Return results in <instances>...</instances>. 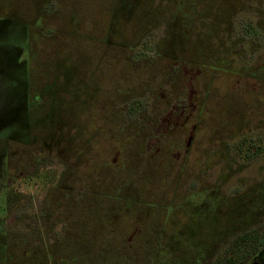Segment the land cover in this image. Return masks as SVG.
Returning a JSON list of instances; mask_svg holds the SVG:
<instances>
[{"label": "rangeland", "instance_id": "1", "mask_svg": "<svg viewBox=\"0 0 264 264\" xmlns=\"http://www.w3.org/2000/svg\"><path fill=\"white\" fill-rule=\"evenodd\" d=\"M55 1L63 12L53 23L34 13L0 22V169L6 149L9 174L0 219L13 235L0 237V264H207V250L224 231L223 211L238 202L225 193L248 187L264 193V157L237 155L240 140L258 137L259 118L264 128V0ZM31 4L0 0V17ZM22 48L30 70H38L31 77L49 75L40 105L56 111V119L41 117L44 136L81 156L76 170L87 176L86 191L75 200L73 218L62 219L60 209L50 219L39 216L52 213L47 187L68 184L58 178L65 158L15 140L25 135ZM166 54L184 64L180 77L168 74L177 91L192 92L188 103L198 95V113L182 130L179 119L175 129L167 127L172 113L161 115V132L148 122L173 98L170 82L166 89L162 83L174 61ZM155 85L161 91L148 93ZM188 136L194 138L185 151ZM42 150L46 160L32 168ZM163 190L172 194L161 196ZM195 203L202 204L198 210L191 209ZM108 204L113 212L104 210ZM217 245L212 263L224 241Z\"/></svg>", "mask_w": 264, "mask_h": 264}, {"label": "flooded vegetation", "instance_id": "2", "mask_svg": "<svg viewBox=\"0 0 264 264\" xmlns=\"http://www.w3.org/2000/svg\"><path fill=\"white\" fill-rule=\"evenodd\" d=\"M18 1V0H17ZM54 3V8L55 10L51 9V5ZM2 7V5H0ZM0 7V10H1ZM59 3L55 0H32V4L27 8V10H21V12H17L20 10H15L14 14L13 11H11L12 8L5 9L4 12L5 14L0 17V22L3 21H9L10 17L16 16L20 20L21 17L28 18L25 15L35 14V17L39 18V21H43L45 23H53V21L58 17L59 13L61 14L63 11L59 8ZM22 9V8H21ZM25 11V12H24ZM26 13V14H23ZM57 14V15H56ZM56 17H55V16ZM32 16V15H31ZM34 17V18H35ZM55 17V18H54ZM30 18V17H29ZM22 19V18H21ZM27 21V20H26ZM25 29V40L26 44L29 42V29L30 26L29 24L24 25ZM165 53L161 56H164ZM20 56H24L25 59H20L22 60V68L24 72H26L27 78L21 81V86L23 87V100H22V107H23V112H24V122H23V127L25 130V135L23 137L16 138L15 140L18 141L19 144H22L27 146V145H33V146H48V154L43 153L44 151H38V154H34L36 156L34 160V164H32V168H37L40 165V162H44L46 160L44 158L45 154L47 157H53V158H59V156H62L65 158V163L66 167L62 170H59L58 173V178H65L67 179V185H62L60 181L55 182V184L50 185L48 188V194H47V209H51L50 214H47L48 212H42L39 214L40 217L42 218H51L55 217L53 215L55 209H60L62 212V219L68 215L69 218L75 217L76 214V203L75 200L79 197L78 194L79 192L86 191L85 189V179L87 176H85V172L81 170H76L79 168L82 163L80 162V154L74 156L70 155L67 153V149H65L62 145V142H57L55 141L54 138H50L47 135L44 136L47 132V126L44 125V120L41 117H50V120L52 123H54V120L56 119V111L53 109H49L50 111L48 113L44 112L43 107L40 105L43 101V99L47 96L46 94V85L48 84L49 80V75L45 70L39 71V75L37 76V80L31 77V72L36 74L37 69H32L30 70V60L24 53V48L21 49ZM166 56H168L166 54ZM170 57V56H168ZM174 61L171 63H168L165 65L164 70L166 73V79L162 82L167 83V80L170 82L169 85V90L171 92L166 90L167 93H169L173 98L170 100L166 101V105L161 107L157 106L156 108V116H152L153 119L148 122V124L153 126V123L156 124L158 128H162L160 126L159 122V117L161 115H169L170 113L173 114V117L171 118V121L168 122L167 127L170 129H175L178 125V119L181 121V130L183 129L184 126L188 125L189 120H193V117L197 115L198 113V95H191V98L195 101L193 104L188 103L187 98L188 96L192 93L189 90V94L185 95L187 90H184L181 92V90L177 91V85L171 84L173 81L171 78V75L168 74L170 71H173V74L175 77H180L182 74V66L184 65L183 63L180 62L179 58L176 57H170ZM192 64L194 68V63ZM145 67H149L150 64L146 63L144 64ZM178 66L181 68L180 71H178ZM144 67V66H143ZM166 68V69H165ZM196 68V67H195ZM149 69V68H148ZM198 69V68H196ZM134 72H140L142 69H133ZM169 71V72H168ZM170 75V77H169ZM253 79H259L261 78L260 76L257 75H245ZM169 77V78H168ZM192 77L195 78L196 74L193 72L191 75L186 74L185 78L186 81L192 80ZM41 80H44L42 82ZM261 80V79H259ZM262 81V80H261ZM162 83H159V86L162 85ZM158 85V84H157ZM153 88L154 90H151L150 87L148 89V93L150 92H158L161 91V87ZM210 88V85L208 86ZM163 89H166V85L164 84ZM196 94H198V91L195 90ZM1 93V89H0ZM147 94V92H145ZM260 91L257 93V98H260L261 100V94H259ZM259 94V95H258ZM173 95V96H172ZM169 101V102H168ZM174 102V104L171 105V103ZM168 105V106H167ZM202 108V107H201ZM115 109V107H114ZM145 109V108H144ZM159 109V110H158ZM42 110V111H40ZM185 116V122L182 121V117ZM115 116H111V118H114ZM187 117V119H186ZM197 117L195 116V119ZM258 118V117H257ZM263 120L259 118L258 123H257V130L256 133H258V137L251 139V141L248 143L247 139H242L239 142V150L238 154L242 160H251L255 158V160L259 158L264 157V148L262 145H264V128L262 127L263 125ZM194 123V124H193ZM133 124V123H131ZM198 121L191 122V127L193 131H196L198 128ZM245 126V123H243V127ZM156 127V128H157ZM146 129V128H145ZM163 129L160 130L163 132ZM175 131V130H172ZM160 132V133H161ZM45 133V134H44ZM158 134V133H157ZM156 135V134H155ZM154 135V136H155ZM153 136V137H154ZM157 136V135H156ZM153 137H146L145 139L153 138ZM189 137V136H188ZM189 143H185V148L184 150L187 151L189 147L192 146L193 138L194 137H189ZM57 140V139H56ZM255 145V148L250 149V147H253ZM259 151V152H258ZM63 154V155H61ZM8 155V151L4 149V156H3V161L1 164V169H0V192L4 189V187H8L7 185V177H8V161H6L5 157ZM76 156L79 157V159H76ZM253 156V157H252ZM255 156V157H254ZM53 174V172H52ZM264 178V176H262ZM259 181V180H258ZM256 181V182H258ZM255 182V183H256ZM101 184V182H100ZM249 188V187H248ZM245 190H239L238 192H232L229 191L225 193V195H229L228 197H235V202L234 206L231 207H226L225 210L223 211L224 214V222H225V227L224 231L222 232V236H220L216 242L213 243L212 249L207 250V264H231V261H236L238 260L237 263L233 264H264V203L262 202L264 200V194L261 191H256L254 193L247 192V189ZM98 189V188H97ZM62 192H61V191ZM186 192L188 193H194L193 190H187ZM65 193H67L65 195ZM167 194H172V191H167L163 190L161 191V196L167 195ZM177 194V191L173 193V196ZM207 195V194H206ZM262 195V196H261ZM166 197V196H165ZM56 202L58 205H55ZM258 203V207H255V204ZM55 205V207H54ZM199 205H202L201 203H195L191 207L193 210H198L200 207ZM107 208L112 209V204H108L107 207H105L104 210ZM142 210V208H140ZM192 210V213H193ZM113 212V211H111ZM53 215V216H52ZM195 215V214H194ZM207 217V215H206ZM138 219V218H137ZM5 221L0 219V237H13V235L8 234L5 232ZM193 233H195L193 231ZM16 237V236H15ZM22 237V236H21ZM19 237V238H21ZM34 237V236H31ZM220 240L224 241V249L223 251L218 255L216 258V261L212 263L211 259L216 251L217 244L220 242ZM10 247H7L9 250ZM7 250V251H8Z\"/></svg>", "mask_w": 264, "mask_h": 264}, {"label": "trees", "instance_id": "3", "mask_svg": "<svg viewBox=\"0 0 264 264\" xmlns=\"http://www.w3.org/2000/svg\"><path fill=\"white\" fill-rule=\"evenodd\" d=\"M8 194H9V196H10L11 194H13V191H10ZM14 199H15V198H14ZM11 201H12V200L10 199V200H9V206H10V204L12 203ZM237 262H238V260H236V261H231V264H233V263H237Z\"/></svg>", "mask_w": 264, "mask_h": 264}]
</instances>
